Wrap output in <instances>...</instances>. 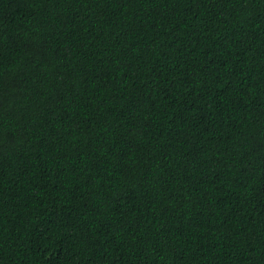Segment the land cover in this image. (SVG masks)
<instances>
[{"label":"trees","instance_id":"obj_1","mask_svg":"<svg viewBox=\"0 0 264 264\" xmlns=\"http://www.w3.org/2000/svg\"><path fill=\"white\" fill-rule=\"evenodd\" d=\"M0 264H264V0H0Z\"/></svg>","mask_w":264,"mask_h":264}]
</instances>
